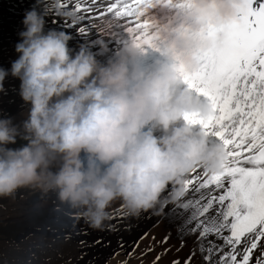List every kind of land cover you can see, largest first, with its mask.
<instances>
[{
    "label": "clouds",
    "instance_id": "clouds-1",
    "mask_svg": "<svg viewBox=\"0 0 264 264\" xmlns=\"http://www.w3.org/2000/svg\"><path fill=\"white\" fill-rule=\"evenodd\" d=\"M175 11L178 26L162 30L173 36L162 48L165 59L152 68L138 63L144 47L134 41L104 61L93 51L107 53L103 41L73 49L70 32L46 31L41 12L25 11L18 58L10 69L0 67V93L11 75L29 105L19 124L0 116V198L14 200L25 188L54 192L91 228L104 230L114 201L133 216L156 213L162 197L185 196V178L196 167L222 171L229 159L224 145L183 119L207 117L211 105L182 87L179 63L198 44L202 17L227 15L229 6L183 0ZM63 15L72 20L70 11ZM18 141L24 143L11 147Z\"/></svg>",
    "mask_w": 264,
    "mask_h": 264
},
{
    "label": "snow or ice",
    "instance_id": "snow-or-ice-1",
    "mask_svg": "<svg viewBox=\"0 0 264 264\" xmlns=\"http://www.w3.org/2000/svg\"><path fill=\"white\" fill-rule=\"evenodd\" d=\"M158 2L55 0L46 7L54 25L58 9L80 13L81 26L76 21L61 26L75 28L81 39L92 44L101 42L91 39L92 33L104 34L98 30L97 20L111 14L117 20L112 28L131 33L137 46L159 50L158 36L152 31L155 24L146 15L147 8ZM224 2L229 6L227 15L202 17L199 42L179 63L183 83L211 105L207 117L186 113L183 119L200 125L201 131L222 143L229 157L222 171L210 176L207 172L201 176L197 172L201 167H196V177L185 179V193L191 190L193 197L170 212L181 221L177 251L185 245L183 237H195L183 264H192L197 253L204 264H264V0ZM108 36L113 37L109 44L127 41L120 38V32L109 31ZM132 227L129 224L124 229ZM168 239L166 236L161 243ZM118 245L123 247L122 239ZM152 250L151 246L147 249ZM160 259L158 254L153 264ZM171 264L181 261L175 259Z\"/></svg>",
    "mask_w": 264,
    "mask_h": 264
},
{
    "label": "rangeland",
    "instance_id": "rangeland-1",
    "mask_svg": "<svg viewBox=\"0 0 264 264\" xmlns=\"http://www.w3.org/2000/svg\"><path fill=\"white\" fill-rule=\"evenodd\" d=\"M53 3L45 0H0V67L10 69L11 63L18 58L15 45L20 40L19 32L23 30L25 11L35 7L46 18L49 9L46 5ZM48 19L45 30L56 29L51 22L53 17ZM85 43L88 41L71 40L69 46L78 49ZM4 87L5 92L0 93V116L11 117L14 123L19 124L26 118L29 107L19 95L20 81L9 75ZM22 143L18 141L11 147H19ZM124 209L119 200L114 201L108 209L107 221L111 225H105L104 230H94L73 210L61 205L54 192L45 194L40 190L20 189L14 200L0 198V264H108L109 261L111 264H117V261L153 264L158 254L161 259L157 264H171L175 259L183 264L193 248L195 237H183L185 245L178 252L181 245L178 228L172 227L162 216L145 228L132 246L124 249L125 239L120 236L123 231L115 230L126 215ZM90 233H95L101 243L94 244ZM112 234L111 238L106 236ZM166 236L169 237L167 243H161ZM121 239L122 248L118 245ZM81 241L85 243L81 244ZM106 241H111L112 246L110 252L102 257L96 251H102ZM149 246L152 251H147ZM165 249H169L166 254ZM192 264H204L199 253Z\"/></svg>",
    "mask_w": 264,
    "mask_h": 264
},
{
    "label": "bare ground",
    "instance_id": "bare-ground-1",
    "mask_svg": "<svg viewBox=\"0 0 264 264\" xmlns=\"http://www.w3.org/2000/svg\"><path fill=\"white\" fill-rule=\"evenodd\" d=\"M45 1H48L51 3L55 2V0H45ZM182 2H183V0H160V2L154 3V7L147 8L146 15L155 24V27L152 29V31L158 36V39L155 42H159V44H158L159 50H157V48H151V47H147V46L144 47L143 52L137 57L138 63H140L143 67H145V68L155 67L156 61L165 59L163 56L162 48L167 42H169L171 39H173V36L171 34H167V35L162 34V30H163V28H166L169 26H171V27L178 26L179 22L176 18V11L175 10L179 7V5ZM58 11H59V16H58L59 20H58V23L55 24L56 29L68 31L73 35L72 40H83L86 42L88 41V43H85V46H89V47L92 46L93 44L89 40L81 39L79 37L75 28H64L61 26V25H63V23L65 21H67L69 24L72 21H76V25L81 26L82 22L79 19L80 13L73 12L71 9H58ZM65 11H70L72 13V20H68V19L64 18L63 14ZM46 15H47L46 19L52 17L51 13L49 12V9L47 10ZM89 15H91V14H89ZM94 19H95V17H94ZM48 20H50V19H48ZM83 23H88V21H85ZM116 23H117L116 18L112 17L111 14H107V16L105 18H101V19L97 20V28L99 31H102L104 34L101 36H97L96 33L91 34V39H93V40L100 39L109 48V51L107 53H103V52L98 50V46L93 47V51L97 52L98 57L101 60L106 61L108 58L119 54L121 52V50L124 47H126V45L129 42L132 41V34L131 33L121 32L120 28H112V25H114ZM100 25H103L102 29L99 27ZM109 31L120 32V38L122 40L126 39L127 41H122L119 44H115V45L109 44L107 41L111 40L113 38V37L108 36ZM182 87H187V85L183 84ZM201 99H204V98L201 97ZM183 123H185V121L182 119L180 121V124H183ZM193 131L195 133H199L201 131V126L198 124L193 125ZM210 142H215V138L210 136ZM201 169H203V171H201ZM197 172H201V176H203V172H207V171L203 167H201V168L197 169ZM210 175L211 174H209V176ZM193 177H196V172L192 171L191 173H189L186 176L185 179H190ZM164 195L166 196L167 193H165ZM192 197H193V194H192L191 190L189 192H186L185 196L176 202H169V201L163 200V197H162L163 203L159 206V211L156 213H153V211L149 210L147 212H142L138 216H133L126 209H124V211H125L124 213H126V215L123 217L122 221L118 222L120 224V225H118L119 229H121V231H123L120 234V236H122L125 239L124 242L126 243V245L124 246V249H128L129 246H132L134 239H136V237L145 228H147L156 218H158L160 216L166 218L170 222V225L172 227L178 228L181 221L179 219L174 218L172 215H170V212L173 208H176L179 204L185 202L186 200H188ZM118 223H116V224H118ZM129 224L133 225V227L131 228L130 231H126L124 229V226L129 225ZM106 225H111V223H109V221H106ZM174 233H175V231H174ZM94 234L95 233H93V235H92V233H90V237H93L92 242L97 241L96 239H98L97 238L98 236L96 234L95 235ZM106 236L108 238H111V237H113V234L112 235H106ZM104 244L105 245L101 244L102 248L104 247L102 249V251H99V252L96 251V254L102 255V257L105 254L110 252L111 246H112L111 241H106ZM98 246H100V245H98ZM176 246H177V244H176Z\"/></svg>",
    "mask_w": 264,
    "mask_h": 264
}]
</instances>
